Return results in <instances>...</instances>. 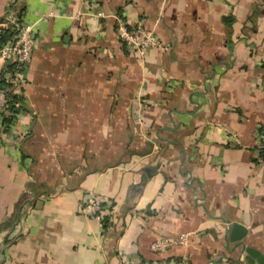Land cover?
<instances>
[{"label": "crops", "instance_id": "crops-1", "mask_svg": "<svg viewBox=\"0 0 264 264\" xmlns=\"http://www.w3.org/2000/svg\"><path fill=\"white\" fill-rule=\"evenodd\" d=\"M13 19L34 49L0 125V264H260L264 0H0ZM117 19L163 48L126 49Z\"/></svg>", "mask_w": 264, "mask_h": 264}, {"label": "built area", "instance_id": "built-area-1", "mask_svg": "<svg viewBox=\"0 0 264 264\" xmlns=\"http://www.w3.org/2000/svg\"><path fill=\"white\" fill-rule=\"evenodd\" d=\"M47 16L45 15L44 18ZM9 23L11 29L14 30L13 37L0 42V125L2 127L1 134L3 135L5 129L4 119L11 117L14 108L20 105V103L13 101L12 94L24 84L23 73L31 62L34 49L32 25L21 19H13ZM115 33L126 49L139 54H143L150 48H163V44L154 31L147 28L141 20L132 25H127L124 21L117 19ZM257 141L264 156V130L258 132ZM81 210L86 216L100 220L105 209L95 196L90 194L84 198ZM187 239V233L176 238H156L151 243L150 248L157 253H163L171 247L184 245ZM151 264L190 263L186 257H183L175 261L161 259Z\"/></svg>", "mask_w": 264, "mask_h": 264}, {"label": "water", "instance_id": "water-1", "mask_svg": "<svg viewBox=\"0 0 264 264\" xmlns=\"http://www.w3.org/2000/svg\"><path fill=\"white\" fill-rule=\"evenodd\" d=\"M228 231H229V240L231 242L242 243V239L245 235V228L239 223H228ZM244 251L249 256L248 262H252V258L255 259L260 264H264L263 257L254 249L249 247H244Z\"/></svg>", "mask_w": 264, "mask_h": 264}, {"label": "trees", "instance_id": "trees-1", "mask_svg": "<svg viewBox=\"0 0 264 264\" xmlns=\"http://www.w3.org/2000/svg\"><path fill=\"white\" fill-rule=\"evenodd\" d=\"M13 34H14V30L8 28V29H1V32H0V40L1 41H5V40H9L13 37ZM0 41V42H1ZM101 219L104 221V223H106V220L103 217H101ZM161 259H165V258H161ZM159 259V260H161Z\"/></svg>", "mask_w": 264, "mask_h": 264}]
</instances>
